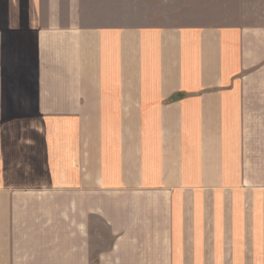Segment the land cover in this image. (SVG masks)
I'll return each instance as SVG.
<instances>
[{"label": "crops", "instance_id": "0c3cea01", "mask_svg": "<svg viewBox=\"0 0 264 264\" xmlns=\"http://www.w3.org/2000/svg\"><path fill=\"white\" fill-rule=\"evenodd\" d=\"M18 2L0 0V264H264V26L63 29Z\"/></svg>", "mask_w": 264, "mask_h": 264}, {"label": "rangeland", "instance_id": "374dc122", "mask_svg": "<svg viewBox=\"0 0 264 264\" xmlns=\"http://www.w3.org/2000/svg\"><path fill=\"white\" fill-rule=\"evenodd\" d=\"M51 1L41 0L42 19H46L48 15L52 16L54 11L57 24L63 29L264 26V0H53V3ZM15 4L12 5L15 6L13 11L22 12L26 17L27 0H19L18 4ZM23 22V25L26 24L24 20ZM15 39L16 46L25 42L32 45L31 37L26 32L13 37L12 41ZM110 238L104 223L94 219L91 226V246L94 255L99 250L109 247Z\"/></svg>", "mask_w": 264, "mask_h": 264}]
</instances>
